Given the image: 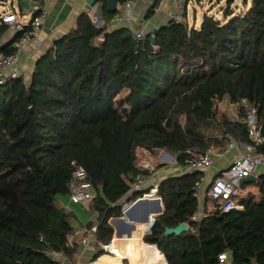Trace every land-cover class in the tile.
Listing matches in <instances>:
<instances>
[{
  "label": "trees",
  "instance_id": "1",
  "mask_svg": "<svg viewBox=\"0 0 264 264\" xmlns=\"http://www.w3.org/2000/svg\"><path fill=\"white\" fill-rule=\"evenodd\" d=\"M241 2L235 10L234 0H226L222 18L204 14L197 27L170 19L155 28L154 42L151 29L138 44L129 26H97L81 12L75 27L36 60L28 80L18 76L0 85V264H56L58 252L75 259L74 237L82 225L72 224L74 211L57 195H69L76 165L91 184L92 198L83 204L96 220L86 226L96 224L101 247L113 238L109 218L121 216L122 202L143 193L130 191L138 172L150 174L137 165L138 148L167 150L181 165L212 146L223 149L230 139L264 155V0ZM114 15L107 12L108 19ZM6 28L0 21V33ZM6 47L2 53L10 51V41ZM123 89L124 116L114 107ZM222 101L235 113L221 110ZM251 109L259 143L249 135ZM201 174L193 170L159 182L163 210L139 252L126 257L223 264L218 255L225 252L228 264H264V173L247 181L259 191L238 199L243 210L221 211L218 200L205 195L212 210L192 220ZM180 222L189 228L164 234ZM103 253L101 247L92 261Z\"/></svg>",
  "mask_w": 264,
  "mask_h": 264
},
{
  "label": "crops",
  "instance_id": "2",
  "mask_svg": "<svg viewBox=\"0 0 264 264\" xmlns=\"http://www.w3.org/2000/svg\"><path fill=\"white\" fill-rule=\"evenodd\" d=\"M15 1L16 3L14 4ZM126 2L130 3V9H131L130 20H122L116 26H120L124 24L129 26V28L131 29L145 28L147 31H149L151 29L158 28L159 26L167 23V21L169 20V12L175 11L172 0H127L123 3L117 0V6L113 13H115V15H125L124 13H125ZM188 2L189 0H186L185 12L183 15L185 20L184 22H186V9L188 6ZM154 4L155 6L153 8V14L147 17L148 9L151 8ZM3 5L5 6L8 5V7L6 9H1L0 15L6 11H13L17 15L19 20H21L22 22H27L31 14L37 7L42 6L45 9V14L42 18V25L38 35L37 43H33V42L27 43L24 46L23 50L18 55L17 68L19 71V76L23 77V79L25 80H28L30 78L36 60L51 48L55 40L68 34L70 30H72L75 27L77 18L81 12H86V14L93 20V22H95L96 20L97 23L99 22L100 25L104 24L107 26V28L115 27L110 24V20L113 17L108 19L107 12L110 13V11H108L106 7L105 8L103 7L101 0H99L92 6L88 5L85 2V0H4ZM208 15H213L215 18H218L217 14H208ZM200 22L201 20L198 23L195 22L191 24L190 26L197 27L200 24ZM11 35H12V30L8 26L5 29V31L0 33V52H3L5 50L3 49L5 46H7L6 48H9V41L11 40ZM127 92L128 91L126 89H123L121 93H124L125 95ZM237 143L239 144L241 143L242 145L246 144L240 141ZM212 148L215 153L212 157L211 164L207 168L202 170L203 187L199 193V196L197 197L198 206L202 211L204 210L206 213L210 212L213 208L212 201L210 202L205 201V195H206L205 190L208 184L211 182L213 177L219 171L225 169L239 155V153L245 152L247 150L246 146L240 147L239 150L231 149L227 152H224L223 151L224 148L222 149V147L219 146L218 147L212 146ZM190 171L193 170L189 169L185 165H181L178 163L172 165H163L161 168H158L155 171H151L150 174L147 175L149 178V182L147 183L144 190L148 191L150 186H155V185L158 186L159 182L163 180L165 177L180 175ZM262 173H264V161H262L257 165V168L253 173L255 175V179H250L248 181L256 180L257 177ZM242 184L243 185L240 187L239 194L235 197L236 203L239 205L237 210H243L244 208L243 205L238 202V199L240 197L244 196L248 192L257 194L259 191V187L257 184H253V183L247 184V181H242ZM156 195L159 196L157 194V191H156ZM69 198L70 197L68 195V198L65 200L66 205L63 204L64 206H67L69 204L70 202ZM161 206L163 210L162 201H161ZM140 213L141 210L140 209L137 210L134 216L135 219L129 221L141 224V222L136 220V217H138ZM88 214L93 217L91 220L93 221L96 220V212H92ZM157 214H151L150 225H152L155 215ZM126 219H128V217H126ZM76 220L77 222L72 221L73 225L79 226V224H81L82 227L86 226L87 222L81 223L77 215H76ZM112 227H113V238L111 240V248L114 249V252L105 251V253L99 255L96 260L92 261L94 254L102 246L100 247V245L96 243V238L94 236L95 232L84 233L82 232L81 229H78L76 232V236L74 237L78 242V246H79L77 253L75 255V259L70 260L68 257L65 256L63 260V264H90L91 262H97L99 264H123L126 262V260L128 262L127 264H148L153 261V259L149 256L147 258L141 257L138 260H133L129 257H126L130 253L137 252L134 250L131 251V248L134 247V242L129 239H132L133 237H131L130 235H123L122 238L124 239V241L122 243H116L118 237L116 236L115 231L116 229L118 230V226L116 224H112ZM126 229L128 231L130 230L128 226H126ZM142 231L143 230L141 228L140 241L143 240V236H144ZM148 232H150V230ZM83 237H87L88 239L87 244L82 243L81 240ZM151 245L154 247L157 253L162 255V253L158 250L156 244L153 243ZM117 252L119 253L117 262H108L112 260L109 259V257L115 256V253L117 254ZM163 259L165 260V264H166L165 257H163ZM223 264H228V260L225 259L223 261Z\"/></svg>",
  "mask_w": 264,
  "mask_h": 264
},
{
  "label": "built area",
  "instance_id": "3",
  "mask_svg": "<svg viewBox=\"0 0 264 264\" xmlns=\"http://www.w3.org/2000/svg\"><path fill=\"white\" fill-rule=\"evenodd\" d=\"M175 11L169 12V20L174 22H182V18L185 12L186 0H172ZM45 14V9L42 6L37 7L27 22H22L19 20L17 15L13 11H6L0 15V21L5 23L12 30L11 40H10V51L8 53L0 52V85L4 84L6 80L11 78H16L19 76V71L17 68L18 55L23 50L24 46L29 43H37L38 35L42 25V18ZM125 15H115L110 20L112 26L118 25L122 20H130L131 9L130 3H125ZM95 25L99 26L100 23L95 20ZM133 38L138 44L141 42L147 30L145 28L131 29ZM237 116V115H235ZM246 122L249 127V135L255 143L261 142L259 137V130L257 125V118L255 116V110L251 109L247 113ZM242 146H246L247 150L245 152L239 153V155L223 170L219 171L208 184L205 194L217 199L219 202V209L221 211H229L232 209L237 210L239 205L236 203L235 197L240 192V184L244 177L253 174L257 168V165L264 161V155L256 151L254 146L249 144H239L234 140H228L224 152L231 149H238ZM187 154H193L191 148L186 150ZM240 152V151H239ZM213 148H209L198 154L187 156L184 159V165L191 170L202 171L207 168L211 162L214 155ZM176 160V158H175ZM177 163V161H175ZM174 162V163H175ZM143 161L141 164L142 165ZM143 166V165H142ZM147 167V165L145 166ZM149 182L147 175L138 172L134 176L133 183L131 185L130 191H143L141 196L137 197H156L157 185L150 186L148 191H145V187ZM203 176L202 174L194 183L193 195L198 197L199 193L203 187ZM69 197L73 202L85 203L87 200L92 198L91 184L86 180L85 169L81 165H76L71 173L68 181ZM123 201L122 202V216L125 214V210L130 207V205L136 200ZM124 200V199H123ZM204 213L198 206L192 215V220H197ZM82 232L89 233L96 231V224L94 223L90 228L84 226L81 227ZM82 243L87 244V237L82 238ZM102 249L108 252H114L111 248V242L108 244H102ZM226 253H220L218 255L219 261L223 262L226 259ZM65 255L62 252H58L54 255L56 264H63Z\"/></svg>",
  "mask_w": 264,
  "mask_h": 264
},
{
  "label": "rangeland",
  "instance_id": "4",
  "mask_svg": "<svg viewBox=\"0 0 264 264\" xmlns=\"http://www.w3.org/2000/svg\"><path fill=\"white\" fill-rule=\"evenodd\" d=\"M242 0H234V3L232 5L235 10H240L242 7ZM4 0H0V10L6 9L8 7L3 5ZM16 1L14 2V4ZM226 4V0H201L200 2H196V0H189L188 6L186 9V22L190 26L193 23H198L204 14H217L218 18H222V9ZM182 21L184 20V17L182 18ZM123 96V93H120L116 96L115 99V110L118 114H122L123 116L127 113V106L125 102L121 99ZM219 108L223 111L229 112L230 114H234L235 110L233 109V105H230L227 101H222L219 103ZM221 112V111H220ZM136 154L138 157L137 165L140 168H147L150 172L155 171L158 168H161L163 165H172L176 164V156L172 154L171 152L161 149L155 152H149L144 148H138L136 150ZM143 161L142 165L141 162ZM175 162V163H174ZM147 165V167H145ZM149 175V174H148ZM68 198L67 194H58L57 200L60 204H65V200ZM70 199V198H69ZM87 204V203H86ZM82 202H73L70 200L69 204L66 206L68 209L74 210L76 215L78 216V219L81 223L88 222L89 219H92L93 217L88 214V211L86 206H84ZM74 222L77 220H73ZM119 253H115V256H110L109 259H112L108 262H117ZM127 260L123 264H127Z\"/></svg>",
  "mask_w": 264,
  "mask_h": 264
},
{
  "label": "water",
  "instance_id": "5",
  "mask_svg": "<svg viewBox=\"0 0 264 264\" xmlns=\"http://www.w3.org/2000/svg\"><path fill=\"white\" fill-rule=\"evenodd\" d=\"M99 0H85V2L92 6ZM201 0H196V2H200ZM117 6V0H106V9L110 12H114ZM156 32V29L153 31V34L150 36V41L154 42V34ZM258 134L260 135V129ZM250 179H255V175L251 174L247 177H244L242 181H248ZM141 210V213L138 217H136V220L141 222L135 223L130 222L129 220L135 219V212L137 210ZM162 212V206H161V198L160 196H156L154 198H147V197H141L136 199L129 208L125 210L124 216H112L109 218V223L116 224L118 226V230L116 229L115 234L118 237L116 240V243H122L124 239L122 238L123 235H130L133 237L132 239H129L134 242V247L131 248V251H139L140 250V236H141V228L143 235H145L150 230V220H151V214H157ZM128 217V219H126ZM126 226L130 228L128 231L126 229ZM125 227V229H124ZM189 228L188 224L185 222H180L177 225L173 227H166L164 230L165 235L169 234H180L183 231H186ZM157 246V245H156Z\"/></svg>",
  "mask_w": 264,
  "mask_h": 264
}]
</instances>
